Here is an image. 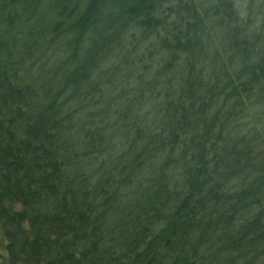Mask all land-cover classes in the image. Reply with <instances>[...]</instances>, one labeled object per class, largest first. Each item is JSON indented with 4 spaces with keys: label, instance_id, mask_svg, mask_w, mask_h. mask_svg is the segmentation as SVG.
<instances>
[{
    "label": "trees",
    "instance_id": "1",
    "mask_svg": "<svg viewBox=\"0 0 264 264\" xmlns=\"http://www.w3.org/2000/svg\"><path fill=\"white\" fill-rule=\"evenodd\" d=\"M248 36L231 0H0V264H264Z\"/></svg>",
    "mask_w": 264,
    "mask_h": 264
},
{
    "label": "rangeland",
    "instance_id": "2",
    "mask_svg": "<svg viewBox=\"0 0 264 264\" xmlns=\"http://www.w3.org/2000/svg\"><path fill=\"white\" fill-rule=\"evenodd\" d=\"M235 6L237 14L240 19V24L243 28H245V32L248 33V38L251 43H257L258 46L264 47V0H231ZM217 37L215 38V41ZM219 40V37H218ZM220 41V40H219ZM218 41V43H219ZM217 42V41H216ZM220 49V47H219ZM64 66L61 64V67L57 70H53L49 78H56L58 70H61ZM144 99H139V103ZM260 110H264V105L259 106ZM138 112L140 114H147L145 109V105L139 109ZM134 121H137L136 117L133 118ZM261 137L264 138V132L260 134Z\"/></svg>",
    "mask_w": 264,
    "mask_h": 264
}]
</instances>
